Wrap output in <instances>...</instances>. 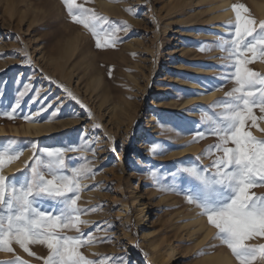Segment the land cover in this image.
Returning a JSON list of instances; mask_svg holds the SVG:
<instances>
[{
	"label": "rangeland",
	"instance_id": "1",
	"mask_svg": "<svg viewBox=\"0 0 264 264\" xmlns=\"http://www.w3.org/2000/svg\"><path fill=\"white\" fill-rule=\"evenodd\" d=\"M76 3L107 18L102 25L106 31L122 29L114 47L98 48L91 33L72 21L63 0H0L3 105L28 85L23 113L44 109L32 120L0 117V142L11 138L13 148L25 149L3 173L8 170L6 177L19 179L28 170L25 165L35 158L33 142L38 150L91 149L64 152L69 167H80L86 160L95 173L80 182L77 202L85 210L81 231L93 237L81 248L86 258L105 264H202L206 256L224 251L235 260L230 249L215 239L214 227L204 240L193 223L199 209L187 203L173 175L185 165L206 168L219 155L207 151L219 141L207 134L205 113L234 86L225 79L231 69L218 45L229 37L235 17L216 19L219 0ZM240 4L256 20H264V9L258 7L264 0H232L231 7ZM221 26L226 31H220ZM248 67L264 75V62L257 60ZM193 83L215 95L201 100ZM253 114L256 126L249 130L264 139V113L256 107ZM198 132L205 135L198 137ZM131 184L142 196L146 227L138 222ZM252 192L264 196V187ZM249 243L262 244L264 238ZM12 247L13 252L0 251V264H10L17 256L28 264H43L49 254L40 244L29 245L34 256L18 244ZM173 252L178 261L155 260L158 254L169 259ZM202 252L207 254L199 255Z\"/></svg>",
	"mask_w": 264,
	"mask_h": 264
},
{
	"label": "snow or ice",
	"instance_id": "2",
	"mask_svg": "<svg viewBox=\"0 0 264 264\" xmlns=\"http://www.w3.org/2000/svg\"><path fill=\"white\" fill-rule=\"evenodd\" d=\"M63 3L72 21L91 33L98 48L115 46L116 33L122 29L108 32L102 26L108 23L107 18L85 9L76 0H63ZM232 11L235 20L229 25L230 35L218 47L226 53L227 67L231 69L225 79L234 86L224 100L209 107L211 114L205 113L210 127L207 134L219 141L214 150L207 151L219 155L206 168L185 165L173 175L181 184L187 203L199 209V215L206 217L217 230L215 239L230 249L237 264H264V243H249L264 238V196L252 192L255 187H264V139H257L249 130L257 121L253 109L258 107L264 113V75L248 67L257 60L264 62V20L252 17L243 4L233 5ZM28 91V85H24L6 107L0 93V117L32 120L33 115L43 111L41 108L37 113H23L21 103ZM196 135L203 137L205 133ZM0 143L7 145L0 147V251L13 252L15 243L34 256L29 245L40 244L49 253L43 258V264H105L104 260H90L81 252L93 237L80 228L86 223L81 220L85 210L77 206L82 191L80 182L95 173L88 168L90 162L85 158H81L85 162L80 167H69L64 159L66 151L91 149L72 146L38 150L33 142L31 149L35 158L30 165H25L28 170L17 179L6 177L3 170L25 149L13 148L11 138ZM156 148L154 145L153 152ZM71 231L78 235L65 234ZM10 264L28 262L17 256Z\"/></svg>",
	"mask_w": 264,
	"mask_h": 264
},
{
	"label": "bare ground",
	"instance_id": "3",
	"mask_svg": "<svg viewBox=\"0 0 264 264\" xmlns=\"http://www.w3.org/2000/svg\"><path fill=\"white\" fill-rule=\"evenodd\" d=\"M219 3L220 4L217 8L220 9L221 12L216 16V19L224 20V21H229V20L233 19L235 17V14H234V11H232V7H231L232 0H219ZM258 7H259V10L264 9V5H262V4L258 5ZM219 30L220 31H226V28L221 26V27H219ZM69 48H72V47L70 46ZM193 87L201 92L200 93L202 95L201 100H203V101L210 99L215 95V93L211 94L206 89L200 88V86H197L194 83H193ZM33 127H36V125L32 126L31 128H33ZM29 128H30V126H29ZM43 133H44V131H43ZM7 172H8V170H6L3 174L6 176ZM130 194L132 195V198L134 200V205L137 206L139 209V221L138 222L140 223V225L142 227H146V223L148 220L147 214L145 212V207H144V204L142 201V196L139 194L138 189H137L135 184H131ZM193 223L196 225L197 230L203 234L204 240H207L209 235L212 232H214L212 230V226L209 225L206 217H202L198 214L196 217L195 216L193 217ZM148 235L149 234H147V236ZM174 254H175L174 252L171 253L169 256V259H165L164 254H158L157 257L155 258V260L157 262L161 260L164 263L170 262V260L172 262L178 261L179 259H175L176 256ZM202 264H236V262L228 253H226L224 251H220L218 253H215L213 256H206L204 258V260L202 261Z\"/></svg>",
	"mask_w": 264,
	"mask_h": 264
}]
</instances>
